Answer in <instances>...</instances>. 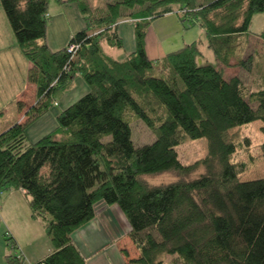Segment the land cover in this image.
Returning a JSON list of instances; mask_svg holds the SVG:
<instances>
[{
  "label": "trees",
  "instance_id": "trees-1",
  "mask_svg": "<svg viewBox=\"0 0 264 264\" xmlns=\"http://www.w3.org/2000/svg\"><path fill=\"white\" fill-rule=\"evenodd\" d=\"M49 1L0 0L36 86L27 119L0 132V194L22 191L50 241L33 264H86L71 232L100 202L115 205L128 224L136 255L121 264H264V177L239 178L244 164L231 159L237 144L229 136L254 120L264 135V75L248 90L223 70L232 58L252 71L246 32L264 0H102L98 8L92 0H54L75 3L84 21L58 50L46 44ZM167 13L203 30L216 66L197 62L195 41L146 56V27ZM123 18L133 20L135 48L113 59L103 44L121 46L114 26ZM257 35L264 39V30ZM69 44L77 45L71 58ZM76 77L87 91L56 115L54 129L29 142L26 125ZM132 119L152 132L151 143L133 144ZM195 138H204L206 152L184 164L175 148ZM258 147L264 157V142ZM163 172L177 178L149 185L141 177ZM6 232L5 259L21 264Z\"/></svg>",
  "mask_w": 264,
  "mask_h": 264
},
{
  "label": "crops",
  "instance_id": "crops-1",
  "mask_svg": "<svg viewBox=\"0 0 264 264\" xmlns=\"http://www.w3.org/2000/svg\"><path fill=\"white\" fill-rule=\"evenodd\" d=\"M48 5L46 44L49 49L58 50L66 45L71 35L84 28V21L73 2L58 4L53 0L49 1ZM114 31L121 46H109L104 43L103 48L109 47L112 50L117 48L116 55L109 56L113 59H121L135 48L133 20L123 18L116 23ZM7 33L9 36L5 38L0 34V105L9 103L10 106L8 109L5 106L0 107V132L12 123L25 121L28 109L36 101V86L27 80L29 62L20 51L16 40L9 32ZM143 41L144 52L152 60L191 41L201 46L205 45L203 30L197 25H187L173 13L151 20L146 27ZM86 91L82 79L76 77L66 90L55 93L51 106L26 125V139L29 142L35 141L54 129L56 115ZM17 102L20 104L18 105ZM6 192L4 195L3 192L0 194V264H9L5 259L7 247L4 232L6 231L16 241L15 252L21 255V264L37 263L51 249L42 221L40 218L29 217L27 197L22 191L12 189ZM95 210L93 218L71 232V240L78 247L86 264H98L101 259L99 256L104 253L109 254L113 260L116 258L114 262L117 264L134 257L135 252L134 255L129 256L126 247L121 246L125 233L122 228L118 229L115 220V217L122 216L120 210L115 205H106L102 202L98 203ZM131 248L133 250V246ZM101 264L109 263L104 261Z\"/></svg>",
  "mask_w": 264,
  "mask_h": 264
},
{
  "label": "rangeland",
  "instance_id": "rangeland-1",
  "mask_svg": "<svg viewBox=\"0 0 264 264\" xmlns=\"http://www.w3.org/2000/svg\"><path fill=\"white\" fill-rule=\"evenodd\" d=\"M53 0H50L52 2ZM102 2V0H92V5L94 7H99L98 4ZM0 34L3 38L8 37L7 32H9L10 36L14 39V35L12 29H10L8 19L6 20L3 8L0 6ZM2 21V22H1ZM5 27V29H4ZM7 30V31H6ZM264 30V12H257L254 14L249 22V27L247 33V50L245 51L246 54H251L254 60V65L251 72H245L241 70L238 66H234L235 60L230 58V66L225 67L224 76H233L236 75L239 77L240 81H242L245 88L248 90L252 88L253 84H257L258 86L261 85V78L264 75V39L259 37L257 34ZM12 32V33H11ZM8 39V38H7ZM244 39L240 40L241 42ZM197 48L200 51V56L197 57V62L199 64L209 63L213 66L217 65V60L213 57L212 53L206 49L205 45L197 44ZM104 52L110 55L111 57L116 55L117 48H113V50L109 47H104ZM40 102V101H39ZM5 106L8 109L10 104H3L0 107ZM261 124L259 121L254 120L250 121V123L243 124L238 128H235L230 131L229 136L234 138L236 142V151L232 155L231 159L233 162L238 164L243 163L244 167L241 169V173L239 174V178L242 179H253L258 177H264V157L260 155L259 145L264 142V135L260 133L259 127ZM130 138L133 141L135 146H140L142 144H149L153 141L154 135L151 131H149L145 125L139 120H131L130 123ZM175 150H177V155L179 160L185 163H193L197 159L201 158L205 152V140L204 138H195V140H185L182 144L176 146ZM196 173H191L190 176L197 175ZM189 176V177H190ZM146 183L149 185L153 184H164L170 181H174L177 178V175L170 172H163L161 174H154L152 176L143 175L141 176ZM6 191H3V195L6 194ZM121 214V212H120ZM122 215V214H121ZM30 217V215H29ZM117 221L118 229L124 231V235L122 237V244L123 247H126L129 256L134 255V251L132 250L131 246L132 243L130 242L127 236V222L124 219L123 215L121 217H115ZM123 234V233H122ZM133 251V252H132ZM136 254V253H135ZM98 264L101 262H108L109 264H117L113 260L109 254L104 253V255L99 256ZM162 261L166 262L171 258L169 256L162 257ZM178 264V263H176Z\"/></svg>",
  "mask_w": 264,
  "mask_h": 264
},
{
  "label": "built area",
  "instance_id": "built-area-1",
  "mask_svg": "<svg viewBox=\"0 0 264 264\" xmlns=\"http://www.w3.org/2000/svg\"><path fill=\"white\" fill-rule=\"evenodd\" d=\"M76 48H77V45L76 44H69L68 45L66 51H67V53L70 54V58L72 57L71 54L76 50ZM64 70L65 71L68 70L67 66L64 67ZM6 234H8V232H6Z\"/></svg>",
  "mask_w": 264,
  "mask_h": 264
}]
</instances>
